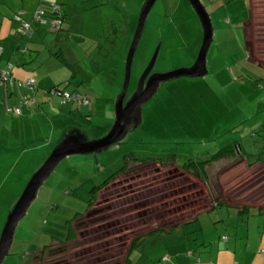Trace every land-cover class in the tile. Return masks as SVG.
Listing matches in <instances>:
<instances>
[{
	"label": "rangeland",
	"instance_id": "1",
	"mask_svg": "<svg viewBox=\"0 0 264 264\" xmlns=\"http://www.w3.org/2000/svg\"><path fill=\"white\" fill-rule=\"evenodd\" d=\"M145 1L58 0L67 16L64 31L44 28L48 33L43 32L39 43L35 37L34 43L25 42L27 60L16 68L40 87L37 110L29 107L22 120L0 107V236L13 202L65 132L78 130L90 140L109 133ZM201 1L214 26L208 74L163 83L144 104L141 125L123 143L101 154L62 161L20 222L3 264H124L131 241L140 236L132 264H179L174 262L179 255L192 258L188 250L213 256L223 237L242 258L258 254L257 264H264V215L253 208H264V164H248L245 146L256 154L259 138L244 135L264 125V0ZM15 2L0 0V16L10 18L23 9ZM202 40L190 0H157L134 58L127 98L157 47L152 74L191 67ZM53 86L87 91L90 105L75 97L65 107L50 92ZM88 113L91 118L85 117ZM238 142L244 148L210 165L203 178L182 169L190 157L210 160L216 151ZM176 150L174 162L169 153ZM129 165V172L116 176L101 196L89 192V200L78 195L87 192L88 184L101 188ZM99 196L104 207L96 213ZM218 198L228 205H216ZM241 206L252 208L240 213L236 207ZM78 214L82 218H75Z\"/></svg>",
	"mask_w": 264,
	"mask_h": 264
},
{
	"label": "water",
	"instance_id": "2",
	"mask_svg": "<svg viewBox=\"0 0 264 264\" xmlns=\"http://www.w3.org/2000/svg\"><path fill=\"white\" fill-rule=\"evenodd\" d=\"M203 30L202 45L194 64L189 68L177 69L168 73L152 74L159 56L160 46L156 48L148 67L142 73L133 95L128 99L127 93L132 77L134 58L141 41L147 18L157 0H146L143 4L133 41L129 48L125 64V81L122 92L115 104V118L113 125L106 136L98 140H90L78 130L74 133L65 132L48 159L34 172L22 194L15 199L8 212L0 236V264H3L12 249L15 232L20 222L26 217L33 203L39 198L43 187L52 175L55 168L62 162L76 155L101 154L112 146L123 143L129 132L137 129L142 119L144 104L149 102L158 92L163 83L187 78H203L208 74V54L214 42V26L211 15L201 0H190ZM118 149V148H117Z\"/></svg>",
	"mask_w": 264,
	"mask_h": 264
},
{
	"label": "trees",
	"instance_id": "3",
	"mask_svg": "<svg viewBox=\"0 0 264 264\" xmlns=\"http://www.w3.org/2000/svg\"><path fill=\"white\" fill-rule=\"evenodd\" d=\"M53 6H57L58 7V11H56V12H54V7ZM38 12H41V14L43 15L42 16V19L43 18H45L46 20H47V22L46 23H41V22H39V21H37L36 20V15L35 14H38ZM56 13V14H55ZM24 14H25V12L23 11V9H20L19 11H17V12H13V15H12V17H10V20L15 24V26H16V28H15V34H16V36L19 38V39H28V38H30V41H27L28 43H30V42H32V40L31 39H34V38H32L33 36H34V34L35 33H37V31L36 30H34V27L32 26V23L30 22V21H28V20H26L25 18H24ZM32 20H33V22H37V23H39V24H41V27H40V29L41 30H43V31H46V30H44V28H46L47 29V31L48 32H51V33H59V32H61V31H64V29H65V26H66V18H67V16H66V13H65V11H64V9H63V5L62 4H60L59 2H55V3H53V2H45V1H41L40 2V4L38 5V8L37 9H35L32 13ZM54 21H60L61 22V26H60V28L58 29V30H55V29H53L52 27H51V23L52 22H54ZM26 25H29V28L28 29H23L24 28V26H26ZM53 29V30H52ZM46 31V32H47ZM46 32H45V34H46ZM42 38L43 37H35V39H36V43H39V39H41L42 40ZM245 40H246V38H245ZM32 43H34V42H32ZM1 46V45H0ZM2 47V46H1ZM246 48H247V46H246ZM26 51H29V48L28 47H25L24 48ZM247 52L248 53H250V50H249V48H247ZM2 53H3V47H2V50H1V52H0V56L2 55ZM12 65V64H11ZM0 69H7L8 71H9V73H10V79H9V81L8 82H5V81H2L1 83H0V88L1 87H3V88H7L8 86H11L10 85V81H13V85L15 84V82H14V80H13V76H12V73H11V70H12V68H11V66H8V67H6V68H1L0 67ZM32 79V78H31ZM34 79V78H33ZM19 82V81H18ZM18 82H17V86H18ZM37 88V86H36V80H35V89ZM66 88H64L63 90L60 88L59 89V87H53V88H51V90H50V92L52 93V92H55V94H59V93H62V94H66V93H69L70 95H75V94H77V92H70V91H66L65 90ZM1 101V100H0ZM1 103H2V101H1ZM21 104H22V107L24 106V104H25V100H22V102L20 103V105H18V106H21ZM2 105H3V103H2ZM66 106V105H65ZM7 107H9V106H4V108L3 109H5V112H6V108ZM14 107H16V106H14ZM80 115H81V112H80ZM83 116V115H82ZM85 117H89V118H91V116H90V114H88L87 116H85ZM262 127V128H261ZM259 129H255L254 131L253 130H251L247 135L246 134H244L246 137H252L253 139H256L257 140V138H259V140H258V143H257V150H258V154L256 155V154H254V153H251L250 152V150H252L253 149V147H251V146H249V144L248 145H246L245 146V148H247V159L250 161V162H252V164L250 163V162H248V164L249 165H253L255 162H257V164L259 163V162H262L263 164H264V125L263 126H261ZM240 146L241 147H243L244 148V145H242L240 142H238V143H236V144H232V146L228 149V150H226V149H220V150H218V151H216V153H214L211 157L209 156L208 158L210 159V160H204V161H200V162H198V161H196L195 159H192V157H190V159L188 160L189 161V163H185L184 165H183V167L182 166H180V167H182V169H184V170H186L187 172H189L191 175H194V176H198V177H200V178H203V174H204V171H206V169H208V167L210 166V165H212V164H214V163H218V162H220L221 160H223V159H225V158H228V157H234V156H236L237 155V150L240 148ZM208 151H210V148H209V150ZM208 151H205V152H207L208 153ZM240 151V150H239ZM207 153H201V154H204V155H207ZM240 154H241V151H240ZM176 155H178L177 154V150L176 151H172V152H170L169 153V156H171L172 157V160L175 162L177 159L175 158L176 157ZM251 156L252 157H255V158H253V160L251 161ZM258 159V160H257ZM136 160V159H135ZM171 160V161H172ZM255 160H257V161H255ZM170 161H168V163H169ZM130 163H132V162H130ZM167 164V163H166ZM124 171H127V167H124V169H123ZM122 172V170L120 171V172H116L115 174H113L111 177H110V179H107L106 181H105V183H104V185L100 188V187H95V185H92V184H88L87 186V192L86 193H83V192H81V193H79L78 195L79 196H85L87 199H89V200H91L90 198L91 197H89V192H92V193H96V195L101 191V189H103V187H106V186H108L110 183H111V181L112 180H114L115 179V177L117 176V175H119L120 173ZM196 176V177H197ZM208 180H209V178H208ZM207 180V181H208ZM94 186V187H93ZM214 203L217 205H220L221 203L222 204H226V205H228V203H226V202H223L222 200L221 201H219V198L218 199H214ZM216 205L214 206V207H216ZM239 211H241L240 213H248L250 210H251V206H241V208H239V207H236ZM249 208H250V210H249ZM253 208H256V207H253ZM258 211H257V213H259V214H262V215H264V208L263 207H259L258 206ZM82 218V215H76V217L75 218ZM80 220V219H79ZM141 241V236L140 237H137V238H134L132 241H131V243H130V245H129V248H128V250H127V254H126V256H125V262H124V264H132V262H131V260H130V257H131V255L133 254V252L136 250V247H137V245H138V243ZM226 243H228L229 241L227 240V241H225ZM224 242V243H225ZM55 243H57V244H61L60 242H55ZM67 244V243H66ZM264 249L262 250V254H264ZM185 253H191V255L192 256H194V255H200V254H198V253H196V252H193V251H191V250H188V251H186ZM185 253H182V254H184L185 255ZM171 257V256H170ZM198 262L200 263V260H198ZM197 262V263H198Z\"/></svg>",
	"mask_w": 264,
	"mask_h": 264
},
{
	"label": "crops",
	"instance_id": "4",
	"mask_svg": "<svg viewBox=\"0 0 264 264\" xmlns=\"http://www.w3.org/2000/svg\"><path fill=\"white\" fill-rule=\"evenodd\" d=\"M41 1L45 2H58V0H32L29 4H26L24 0H16L15 5L22 6L25 14L24 18L32 23V26L34 27V30L37 31V33L34 34V37H42L43 31L40 29L41 24L37 22H33L32 18V12L38 8V5ZM15 24L10 20V18H5L3 16H0V45L3 47V53L0 56V67L6 68L8 66H11L12 70V76L13 80L15 82L14 85L8 86L7 88H0V100L2 103L0 104L1 111H5L4 106H11V107H21L22 108V115L21 116H15V117H22L21 120L25 117V115H28L30 108H32L34 111L37 110V93L38 88L40 87V84L36 80V86L37 88L34 90V93L29 92L25 88H19L16 84L18 81L25 82L31 78H25L26 74L21 69L16 68L18 64L23 65L26 60V54L27 52L24 48L28 47V45H24L26 41H30V38L28 39H19L15 34ZM48 32H46L47 34ZM33 40V39H31ZM29 48V47H28ZM12 64V65H11ZM117 76V74H115ZM17 79V81L15 79ZM25 79V80H24ZM17 86V87H16ZM57 87V86H53ZM51 87V88H53ZM50 88V90H51ZM60 89V87H59ZM63 90V89H62ZM66 91H69L65 89ZM70 92H77V91H70ZM36 94V96H34ZM77 94H80L77 92ZM84 97L88 96L87 91L84 93H81ZM53 97H59L55 94V92H52ZM81 95V96H82ZM16 97V99L14 98ZM55 99V98H54ZM22 100H25L24 106H18L22 102ZM61 100V99H60ZM94 100H97V97H95ZM0 101V102H1ZM28 101V103H26ZM68 106V105H66ZM65 106V107H66ZM81 111V109H80ZM89 114V113H88ZM14 116V115H13ZM20 120V121H21ZM61 140V139H60ZM94 185V184H92ZM108 251V249H107ZM228 259L230 260V263L233 261L232 264H257L258 263V254H256L252 259L248 260V258H242L238 254L237 247L233 248L230 242L220 244L215 252V254L212 256L207 257H200L199 255H194L191 257L185 256L182 257L181 255L175 257L174 262L178 261L179 264H228ZM200 260V263L198 262ZM172 261V258H171ZM170 261V262H171ZM168 262V263H170ZM198 262V263H197Z\"/></svg>",
	"mask_w": 264,
	"mask_h": 264
},
{
	"label": "built area",
	"instance_id": "5",
	"mask_svg": "<svg viewBox=\"0 0 264 264\" xmlns=\"http://www.w3.org/2000/svg\"><path fill=\"white\" fill-rule=\"evenodd\" d=\"M53 7H54V12L58 11L57 6H53ZM35 15H36L35 17H36L37 21H39L43 24L47 22V20L45 18L42 19L43 15L41 14V12H38V14H35ZM60 26H61L60 21H57V22L54 21L51 23V27L55 30H58L60 28ZM28 28H29V25H26V26H24L23 29H28ZM0 52H1V49H0ZM9 77H10V73L7 69H0V83L2 81L8 82L10 79ZM10 84H13V81H10ZM18 87L25 88L30 92H34V90H35V79L32 78V79H29L25 82H18ZM59 95L62 97L64 102L70 101V100L75 98L73 95H70L69 93H66V94L59 93ZM26 103H28V101ZM84 103L87 104L88 101H85ZM21 106H22V104H21ZM6 110L8 113H13L15 115H21L22 114V108L21 107H7Z\"/></svg>",
	"mask_w": 264,
	"mask_h": 264
},
{
	"label": "clouds",
	"instance_id": "6",
	"mask_svg": "<svg viewBox=\"0 0 264 264\" xmlns=\"http://www.w3.org/2000/svg\"><path fill=\"white\" fill-rule=\"evenodd\" d=\"M0 49L2 50V47H1V46H0ZM19 82H20V81H19ZM10 85L12 86L13 84H10ZM19 88H21V87H19ZM29 92H30V91H29ZM31 93H34V92H31ZM56 95H57V94H56ZM57 96L60 97L61 101H62L65 105H68L69 102H75V101H74L75 98L72 99V100H70V101L64 102L63 99H62V97H61L59 94H58ZM73 96L76 97V98L79 99V100L82 98L83 101H82V100H80V101L83 102L84 106H88V105H90V101H91V100H90L89 98L84 97L83 95L81 96V94H75V95H73ZM85 101H88V103L85 104V103H84ZM9 107H11V106H9ZM79 110H80V108H79ZM6 113H7V114H10V115H14V116H21V115H22V114H21V115H15V114H13V113H8L7 110H6ZM116 149H117V148H116ZM258 164H259V163H258ZM129 166H130V165H129ZM129 166L127 167V171H125L126 173H127L128 170H129ZM123 169H124V168H123ZM123 169H122V171H123ZM120 171H121V170L117 171V173L120 172ZM117 176H118V175H117ZM114 180H115V179H114ZM114 180H112L111 182H113ZM106 187H107V186H106ZM104 188H105V187H103V189H101L100 193H101L102 191H104ZM90 207H91V206H90ZM92 208H94V207H91V209H92ZM256 208H258V207H256ZM211 209H212V208H211ZM211 209H210V210H211ZM88 211H89V210H88ZM208 211H209V210H208ZM198 214H199V213H198ZM194 219H195V218H194ZM184 223H186V222H184ZM184 223H182V224H184ZM77 225L79 226V224H77ZM180 225H181V224H180ZM180 225H178V226H176V227H173V228H177V227H179ZM227 240H228L227 237H223V241H227ZM263 252H264V251H263ZM163 259H165L167 262H169V260H170V258H168V257H164Z\"/></svg>",
	"mask_w": 264,
	"mask_h": 264
},
{
	"label": "flooded vegetation",
	"instance_id": "7",
	"mask_svg": "<svg viewBox=\"0 0 264 264\" xmlns=\"http://www.w3.org/2000/svg\"><path fill=\"white\" fill-rule=\"evenodd\" d=\"M130 167H131V166H129V170H130ZM128 172H129V171H128ZM128 172H127V173H128ZM122 173H125V171L123 170V171L121 172V174H122ZM127 173H126V174H127ZM127 176H128V175H127ZM145 176H146V175H145ZM145 176L142 177L141 179H144ZM130 178H131V177H130ZM170 181H171V180H170ZM114 182H115V181L111 182V183H110L107 187H105V188L108 189V187H109L111 184H114ZM117 185H118V184H115V186H117ZM115 186H114V187H115ZM105 188H104V189H105ZM107 189H106V193H107ZM102 193H103V191L100 193V196H101ZM176 194H177V193H176ZM133 195H134V194H133ZM100 196H99V199H98V202H97V204H99V206L96 204V205H97V208H98V211H97L96 213H99V212L101 213V211H102L101 209H103V207H104V206H102V204H101V203H102V197H100ZM105 196H106V195H105ZM137 196H138V195H137ZM106 197H107V196H106ZM107 198H108V197H107ZM137 203H138V197H137ZM96 205H95V206H96ZM95 206H94V207H95ZM95 209H96V208H94V210H95ZM163 209H164V208H163ZM177 210H178V207L173 208V211H174V212H176ZM147 213H148V211H147ZM176 213H181V212L178 211V212H176ZM172 214H173V216H175V213H172ZM197 214H198V213H197ZM169 215H171V214L169 213ZM166 226H169V225H166ZM123 227H124V226H123ZM175 227H176V226H175ZM120 228H121V226H120ZM162 228H165L164 225H163V226H159V227L156 228V229H162ZM170 228H173V227H170ZM94 233H97V232H94ZM111 236H112V235H111ZM98 237H100V236H98ZM98 237H96V238H98ZM96 238H93V239H96Z\"/></svg>",
	"mask_w": 264,
	"mask_h": 264
}]
</instances>
